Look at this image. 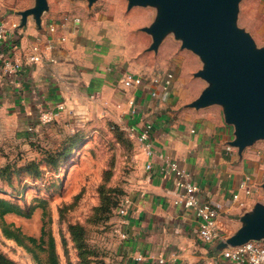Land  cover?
Here are the masks:
<instances>
[{
	"label": "crops",
	"instance_id": "obj_1",
	"mask_svg": "<svg viewBox=\"0 0 264 264\" xmlns=\"http://www.w3.org/2000/svg\"><path fill=\"white\" fill-rule=\"evenodd\" d=\"M79 18L80 22L70 21L49 33V19L44 14L41 28L28 17L26 25L19 26L1 45L0 56L14 53L22 57L23 66L17 76L4 75L0 70V121L16 122L30 131L28 135L40 134L48 126L72 134L88 129V123L112 121L121 127L133 124L139 129L144 121H151L152 153L149 157L142 152L137 155V176L129 196L124 197L128 199L125 215L117 224L118 232L124 234L116 252L117 264H233L215 246L237 230L239 217L259 201L253 191L250 196L239 192L244 206L231 196L245 175L251 177L257 192L256 186L263 181L260 170L264 168V151L257 148L256 141L239 153L229 145L234 139V127L224 122L219 111L220 114L187 106L197 97V93L187 95L197 83H189L185 71L173 73L168 93L153 85L124 87L122 78L128 73L139 75L142 66L132 67L128 57H116L120 40L110 37L107 24ZM61 36H65L62 42ZM37 39L54 43L46 52L52 61L25 60L30 44ZM147 41L143 39L142 43ZM14 44L16 49L12 48ZM166 72L170 71L162 74ZM151 89L159 95L152 97ZM131 96L136 107L133 115L126 113L125 102ZM118 103L125 112L122 117L115 106ZM59 104L63 110L55 119L41 124L39 114L56 110ZM171 160L188 171L202 199L222 203L219 237L213 243L199 239V223L192 210L174 203L178 190L167 170ZM147 162L149 169L145 168Z\"/></svg>",
	"mask_w": 264,
	"mask_h": 264
},
{
	"label": "rangeland",
	"instance_id": "obj_2",
	"mask_svg": "<svg viewBox=\"0 0 264 264\" xmlns=\"http://www.w3.org/2000/svg\"><path fill=\"white\" fill-rule=\"evenodd\" d=\"M33 4V0H0V17L16 21V12ZM156 13L152 6L127 9V0H96L91 6L87 0H48L44 18L79 16L107 24L110 37L120 40L114 54L123 60L128 57L132 67L142 66L143 71L137 74L185 71L189 83H197L191 84L194 87L187 95L197 93L198 97L207 82L193 76L202 67L197 54L181 48L173 33L164 37L156 52L147 50L151 37L141 28L149 26ZM236 23L250 34L257 47L264 46V0H239ZM142 38L148 41L142 43ZM200 109L222 115L220 105ZM116 126L121 128L112 121L88 123L71 155L52 167L45 162L44 150L55 149L71 133L48 126L40 134L28 135L30 131L20 124L0 121V197L16 202L25 212L37 206L29 218L7 214L4 220L22 234L36 238L44 228L45 240L48 235L54 239L58 264H117L116 252L122 241L117 208L132 190L141 150L135 138L122 128L124 133H119ZM255 145L264 151L263 140ZM29 162H34L37 173ZM260 171L264 181V168ZM256 189L253 192L258 202L264 203L261 185ZM71 225L80 228V236H71ZM33 248L42 264H47L46 245L45 250ZM0 253L18 264H34L32 254L7 239L1 228Z\"/></svg>",
	"mask_w": 264,
	"mask_h": 264
},
{
	"label": "water",
	"instance_id": "obj_3",
	"mask_svg": "<svg viewBox=\"0 0 264 264\" xmlns=\"http://www.w3.org/2000/svg\"><path fill=\"white\" fill-rule=\"evenodd\" d=\"M32 7L16 12L19 26L32 19L41 28L47 0H33ZM96 0H87L91 6ZM239 0H127V9L152 6L155 19L141 31L150 35L148 51L156 52L169 33L202 61L193 76L207 82L198 97L187 104L200 109L220 105L224 122L234 127L229 145L240 153L264 141V46L257 47L250 34L236 23ZM264 191V181L261 183ZM237 230L216 244V250L264 238V203L256 202L240 217Z\"/></svg>",
	"mask_w": 264,
	"mask_h": 264
},
{
	"label": "built area",
	"instance_id": "obj_4",
	"mask_svg": "<svg viewBox=\"0 0 264 264\" xmlns=\"http://www.w3.org/2000/svg\"><path fill=\"white\" fill-rule=\"evenodd\" d=\"M80 22L78 16L68 17L61 16L58 19H49L46 26L47 32L55 33L58 29L65 27L68 22ZM19 30V21H6L0 19V47L5 41L10 39L14 33ZM65 36L60 37V41H64ZM54 43L46 39L45 43H41L40 39L35 40L30 44L25 60L31 63H39L43 60L52 61L50 56L46 55L47 50H51L54 47ZM16 49V44L13 45ZM23 66V59L15 55L14 53L6 56H0V70L4 75L17 76ZM174 81V74L172 72H166L163 74L155 73L149 76L145 75H133L126 74L122 78V84L124 87H145L147 85H153L160 87L163 93H168L172 87ZM152 97H157L159 94L156 89L150 90ZM128 105L127 114L133 115L136 112L135 98L134 96L128 97L125 102ZM116 108L121 110L122 104L115 105ZM63 110L62 104H59L56 110L42 112L39 114V122L41 124H47L52 122L58 115V111ZM122 117L124 111L121 110ZM119 126V125H118ZM121 127V126H120ZM125 129L133 138H135L137 146L145 157H149L152 153L150 143V132L152 129V123L149 120L144 121L140 128L137 129L135 125H125L121 127ZM194 130H191L193 132ZM150 163L145 164V168L149 169ZM167 170L174 177L175 187L178 190L177 198L174 200L175 204H180L186 209H191L193 214L198 220V237L204 243H213L219 237L220 223L218 217L220 210L222 209V203L219 201L205 200L200 197L199 186L192 180L188 171L180 167L175 160H171L167 164ZM252 179L249 175H245L238 184V191L233 193L231 199L238 201L240 206H244L245 201L240 198L239 192L245 196H250L253 191ZM128 199L122 198L117 213L122 216L125 215L126 205ZM121 237L124 234L121 233ZM221 255L230 260L233 264H264V238L255 241L250 240L239 246L229 247L224 249Z\"/></svg>",
	"mask_w": 264,
	"mask_h": 264
},
{
	"label": "trees",
	"instance_id": "obj_5",
	"mask_svg": "<svg viewBox=\"0 0 264 264\" xmlns=\"http://www.w3.org/2000/svg\"><path fill=\"white\" fill-rule=\"evenodd\" d=\"M117 129L119 133L122 134L124 133V131L121 128H120L121 130L119 129V127H117ZM81 139L82 137L80 132L68 134L64 138L62 143H59L55 149L44 150L46 164L52 167L57 166L59 162L63 161V159H66L71 155L72 150L81 142ZM28 165H31L36 173L38 172V169L34 164V162H29ZM36 207L37 206H32L29 208V211L25 212L24 208L19 204H17L16 202L0 197V228L2 230L3 235L7 239L14 240L19 246L24 247V249H26L29 253L32 254L34 264H42V262L33 247L41 250H45L44 249L45 245L47 248L46 249L47 264H58V260L54 248L55 247L54 239L51 235H48L47 241L45 240L46 234L44 228L41 229L39 237L36 238L33 236H27L22 234L18 227H14L13 224H8L4 220V216L7 214H15L17 216L29 218L32 211ZM39 207H41V205ZM44 213L45 210H43V214ZM69 228L72 237H75L77 236V234H79L78 232L80 231V228H78L77 226L71 225ZM78 236H80V234ZM0 264H18V263H16L11 259H8L6 256L0 253Z\"/></svg>",
	"mask_w": 264,
	"mask_h": 264
}]
</instances>
